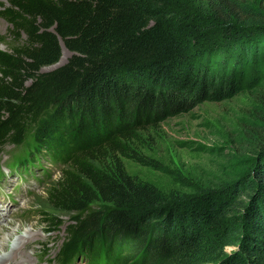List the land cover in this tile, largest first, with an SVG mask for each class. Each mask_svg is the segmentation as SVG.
Returning <instances> with one entry per match:
<instances>
[{"label": "trees", "instance_id": "1", "mask_svg": "<svg viewBox=\"0 0 264 264\" xmlns=\"http://www.w3.org/2000/svg\"><path fill=\"white\" fill-rule=\"evenodd\" d=\"M3 1L0 155L64 164L37 214L71 219L57 264H264V0ZM247 89L260 140L235 179L167 194L128 173L153 129Z\"/></svg>", "mask_w": 264, "mask_h": 264}, {"label": "rangeland", "instance_id": "2", "mask_svg": "<svg viewBox=\"0 0 264 264\" xmlns=\"http://www.w3.org/2000/svg\"><path fill=\"white\" fill-rule=\"evenodd\" d=\"M7 5L0 0V11ZM11 30L9 22L0 15V41L4 43L0 44V49L8 51L10 45L16 43L17 38L10 37ZM25 40L24 35L21 43ZM69 56L70 53L63 49L59 64L46 70L63 65ZM260 83L257 89L264 91V77ZM257 93L247 89L229 100L206 102L188 114L166 120L151 131L141 148L146 164L125 160L128 173L167 194L178 192L190 195L198 189L223 187L242 172L258 147V118L255 116ZM14 151L15 149L8 147L0 157V166L8 174L0 182V189L8 185L7 190L15 198V202L19 201V207L17 204L12 207L10 212L17 213L8 219L10 224L0 232V244L2 238L8 236L4 240L7 242L5 250L8 252L9 246L29 231L32 237L18 254L19 263L54 264L48 262L54 260L66 240V227L71 219L68 215H62L64 224L54 231H46V226L37 214L46 208V190L52 182L44 177L43 169H51V166L41 159L42 167L34 168L31 175L11 173L9 166L13 168L19 157V153L15 152V160L12 161ZM60 176L56 172L53 180H58ZM1 177L0 168V179ZM43 246L46 248L45 252L42 251ZM233 250L228 248L226 251Z\"/></svg>", "mask_w": 264, "mask_h": 264}, {"label": "bare ground", "instance_id": "3", "mask_svg": "<svg viewBox=\"0 0 264 264\" xmlns=\"http://www.w3.org/2000/svg\"><path fill=\"white\" fill-rule=\"evenodd\" d=\"M0 208H2V207H0ZM3 214H5V213L2 211L0 213V232H3L4 227L7 224H10L9 222H6V218L3 216ZM31 237H32V234L29 231L26 234H23L22 236H20L18 238L17 241L14 242L13 245L9 246L8 252H6V250H5L7 247V245H6L7 242L5 243L4 240L6 238L4 239L1 237L3 239V241L0 244V264H23L24 261H20V263H19V260L17 259L18 254L22 252V249L27 245V243L31 239ZM29 257H31V256H29Z\"/></svg>", "mask_w": 264, "mask_h": 264}]
</instances>
